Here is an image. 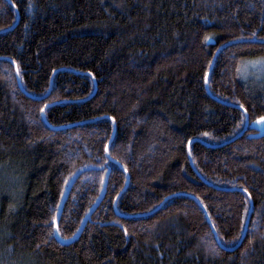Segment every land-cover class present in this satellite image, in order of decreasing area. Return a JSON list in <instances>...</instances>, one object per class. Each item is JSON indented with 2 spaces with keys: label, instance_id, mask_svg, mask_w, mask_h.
<instances>
[{
  "label": "trees",
  "instance_id": "16d2710c",
  "mask_svg": "<svg viewBox=\"0 0 264 264\" xmlns=\"http://www.w3.org/2000/svg\"><path fill=\"white\" fill-rule=\"evenodd\" d=\"M259 61L264 0H0V264H264Z\"/></svg>",
  "mask_w": 264,
  "mask_h": 264
},
{
  "label": "water",
  "instance_id": "95a60500",
  "mask_svg": "<svg viewBox=\"0 0 264 264\" xmlns=\"http://www.w3.org/2000/svg\"><path fill=\"white\" fill-rule=\"evenodd\" d=\"M14 26H15V25H14ZM14 26L10 27V28L7 29V30L12 29ZM7 30H6V31H7ZM209 43H211V44H215V42H214L213 40H209ZM230 44H232V43H225V44L221 45V46L217 49V51H216V53H215V57H214V59H213V62H212V64H211V66H210V70H209V72H208V74H207V76H206L205 86H206V89H207V90H208V80H209L210 72H211V70H212V68H213V66H214V61H215V59H216V56L218 55V53H219L220 51H222L223 49H225L226 47H228ZM13 65H14V69H15V72H16V76H17L18 86H19V88L21 89V91H22L23 93H25L28 97H30V98H32V99H35V100H41V99H44L45 97H47V96L49 95V93H50V91H51V88H52L53 78H52L51 83H50V88H49V90L47 91V93H46L45 95H43V96H41V97L33 96V95L28 94L27 92H25V90L23 89V87H22V83H21V81H20V76H19L18 69H17V67H16V65H15L14 63H13ZM94 84H95V82H94ZM95 90H96V89H94V92H95ZM208 91H209V90H208ZM237 108H239V109H241V110L243 111V113H244V115H245V124H244V127H243V129L241 130V132H240L239 134H237L236 136L232 137V138H231L229 141H227L226 143H228V142H232V141L236 140L238 137L242 136V135L245 133V131L247 130V127H248V125H249L248 114L245 112V110H244L242 107L237 106ZM42 118H43L44 121H46L45 110H43V112H42ZM251 127L254 128V129H256V130H258L260 133L263 134V133H264V119H261V120H258V121H256V122H254V123L252 124ZM54 129H55V128H54ZM59 129H61V128H59ZM113 137H114V133H113L112 138L110 139V141H109V143H108V145H107V147H106V155H107L108 157H110V155H109V146H110V143H111L112 140H113ZM194 141H199V140H198V139L193 140V141L190 142V144H191L192 142H194ZM226 143H224V144H226ZM190 144H189V145H190ZM113 162L117 163V162L114 161V160H113ZM190 162H191V164L193 165L191 159H190ZM117 164L120 165L119 163H117ZM125 173H126V172H125ZM202 179H203V178H202ZM128 183H129V178L127 177L126 185H125L124 189L121 191L120 195L126 190V188H127V186H128ZM217 189H220V190H226V191L239 190V189H228V188H217ZM120 195H118V197H117L116 200H115V203H114V207H115V209H116V207H117V200H118V198H119ZM197 202H198L199 205L204 209V207L202 206V204H201L198 200H197ZM158 208H159V207H158ZM158 208H157V209H158ZM157 209H155L154 211H156ZM154 211H153V212H154ZM204 211H205V209H204ZM251 212H252V204H251V201H250V210H249V213H248L247 218H246V221H245V225H244V229H243V232H242L241 238H240V240L238 241V243H237L234 247H232V248L225 247V246H223V245L221 244V242H220V240H219V238H218V235H217V233H216V230H215L214 226L211 224V221H210V219H209V217H208V215H207V218H208V221H209V223H210V225H211V229H212V232H213V234H214L215 240H216L217 244H218L222 249L232 251V250L238 248V247L241 245V243H242L243 240H244L245 234H246V232H247L248 226H249V220H250ZM118 215H120V214H118ZM120 216H121V215H120Z\"/></svg>",
  "mask_w": 264,
  "mask_h": 264
},
{
  "label": "rangeland",
  "instance_id": "374dc122",
  "mask_svg": "<svg viewBox=\"0 0 264 264\" xmlns=\"http://www.w3.org/2000/svg\"><path fill=\"white\" fill-rule=\"evenodd\" d=\"M246 70L249 74L255 73L256 75L258 74L259 76V74H261L264 71V63L262 61L253 63L249 65Z\"/></svg>",
  "mask_w": 264,
  "mask_h": 264
},
{
  "label": "bare ground",
  "instance_id": "6f19581e",
  "mask_svg": "<svg viewBox=\"0 0 264 264\" xmlns=\"http://www.w3.org/2000/svg\"><path fill=\"white\" fill-rule=\"evenodd\" d=\"M252 204V203H251Z\"/></svg>",
  "mask_w": 264,
  "mask_h": 264
}]
</instances>
